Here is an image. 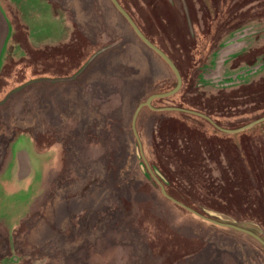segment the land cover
<instances>
[{
  "label": "rangeland",
  "instance_id": "1",
  "mask_svg": "<svg viewBox=\"0 0 264 264\" xmlns=\"http://www.w3.org/2000/svg\"><path fill=\"white\" fill-rule=\"evenodd\" d=\"M57 1L60 9H70L71 41L11 58L0 78V99L34 75L67 81L93 56L102 70L98 86L83 85L90 65L64 82L78 84L67 88L73 90L71 103L58 102L71 106L78 128L39 136L40 148L57 145L59 151L38 188L48 187L45 194L32 200L24 194L37 195L42 169L20 195L21 210L34 208L15 235L35 249V257H28L37 264H264V251L252 239L178 207L145 176L148 166L156 167L176 200L264 238V122L238 134L217 128L239 130L264 118V66L257 70L264 64V0H118L183 77L181 91L153 107L199 112L215 123L143 109L137 131L148 166L133 131L134 115L151 96L175 88L174 72L111 0ZM107 83L113 87L106 93ZM99 87L102 98L117 94V102L105 103L104 110V102H94ZM45 104L38 110L48 114ZM56 113L52 125L61 130L63 114ZM6 169L0 168V177ZM2 188L0 183V197ZM13 190L8 183L4 191Z\"/></svg>",
  "mask_w": 264,
  "mask_h": 264
},
{
  "label": "crops",
  "instance_id": "2",
  "mask_svg": "<svg viewBox=\"0 0 264 264\" xmlns=\"http://www.w3.org/2000/svg\"><path fill=\"white\" fill-rule=\"evenodd\" d=\"M60 7L62 5L57 0H0V76L11 55L5 49V43L9 37L10 43L18 42V49L14 54L19 59L24 56L29 57L32 53L36 54L63 47L71 41L74 23L69 16L70 9H67L68 6L61 9ZM92 58L95 59L94 56ZM92 58L85 61L83 66L73 72L70 78H67L69 75L66 76L67 81L64 82L72 80L86 65H90L88 71L86 70L87 73L82 77L83 85L95 82L94 85L98 86L100 83L97 81V76L102 69H97L98 66L93 63ZM44 77L47 76L43 75L42 78L37 76L32 84H26L21 91L8 97L7 101L0 107V168H7L4 175L0 177V183L4 184L0 197L3 214L0 216L8 221L6 223L0 217V231H2L0 234V264H26L23 261L24 258L34 259L32 263L37 264V258L28 257V255L35 257V249H29L25 241L15 237L18 230L24 225L22 224L23 218L25 216L30 218L34 211L30 203V206L29 204L27 206H29V210L32 209L31 211L21 210L24 198L20 195L26 188L25 185L29 182L34 183L36 173L38 176L43 169V175L37 180L38 189L45 179L47 169L52 166L55 167L57 164L59 147L54 145L40 148L39 136L57 133L69 134L79 126V122L70 114L72 112L71 106L61 107L58 104L61 99H63L61 103L64 102V99H67V103L73 101V90L67 91V88H70L68 86H73L69 84L73 83L58 82L53 76ZM77 86L78 84L73 88ZM99 89L103 95L100 90L96 91L97 94L92 92L95 93L93 95L95 103L104 102L101 105L103 110L105 103L115 104L117 102L115 99L117 94L111 93L107 98H102L101 96H105V89L103 90L101 87ZM37 92H44L45 97L43 98L40 94L37 95ZM80 92L81 89L78 90L77 94L80 95ZM59 94L64 96L59 97ZM37 100H41L42 104H37ZM45 103H49L48 114L38 110L39 108L42 110V107L47 105ZM58 110L63 114V116L60 115V118L63 119L60 121L63 123L61 130H57V127L52 125V122L56 118L58 119L56 113ZM44 117H47L51 123ZM8 183H11L14 189L11 192L4 191ZM47 189L48 187L45 191L38 189L37 195L34 194L30 197L29 194H24L29 200L36 198V196L39 199ZM25 201L27 202V200ZM17 202L19 204L16 205ZM19 212L21 213L20 217H18ZM14 217L18 219H14ZM10 221L20 222L11 223Z\"/></svg>",
  "mask_w": 264,
  "mask_h": 264
},
{
  "label": "water",
  "instance_id": "3",
  "mask_svg": "<svg viewBox=\"0 0 264 264\" xmlns=\"http://www.w3.org/2000/svg\"><path fill=\"white\" fill-rule=\"evenodd\" d=\"M111 1L114 4V6L116 7V9L126 18L128 23L131 25V27L133 28L135 33L138 35V37L143 41V43L147 47H149L151 50H153L156 54H158L168 64V66L175 73L177 81H178V84H177L175 89H173L170 92L164 93V94H156V95L151 96L145 103H142L137 108V110L135 112L134 119H133V131H134L135 137H136V139L138 141V144L140 146V150L142 152V156H143L144 161H145V157L143 155V146H142L141 139H140L138 131H137V120H138V117H139V115H140V113H141V111L143 109L150 108L151 110L156 111V112H162V111L182 112V113H187V114L194 115V116L203 118L205 120H208L209 122H211L214 125H215V123L211 120V118H209V117H207V116H205V115H203L201 113L195 112V111L181 109V108L156 109V108L153 107V102L154 101L159 100V99H169V98H172L175 95H177L181 91V89L183 87V77L181 75L180 70L178 69V67L176 66L174 61L170 58V56L167 55L163 50H161L157 45H155L149 38H147V36L139 28L137 23L134 21V19L131 17V15L125 10V8L120 4V2L118 0H111ZM263 122H264V118L260 119L259 121L255 122V123H253L251 125H248V126L242 128V129L234 130V131L225 130V129L217 127V126L216 127L221 132H224V133H227V134H238V133L243 132L245 130L251 129L255 125H259V124H261ZM145 163H146V161H145ZM146 164L148 166V163H146ZM148 169H149V172L152 175V177L156 180V182L161 187L163 195L169 201L177 204L178 206H181L182 208L186 209L187 211L191 212L192 214L202 218L203 220H205V221H207L209 223H212L214 225H217V226H220V227H223V228H229V229L244 233L246 235H249V236L253 237L255 240H257L262 246H264V239L261 238V236H259L258 234L254 233L251 228L246 227V226L239 227V226H236L235 224H228V223H225V222H218L216 220L210 219L208 217H205V216L199 214L198 212H196L193 209L187 207L183 203L177 201L176 199H174L173 197H171L168 194L164 184L156 176V174L154 173V170L150 166H148Z\"/></svg>",
  "mask_w": 264,
  "mask_h": 264
},
{
  "label": "flooded vegetation",
  "instance_id": "4",
  "mask_svg": "<svg viewBox=\"0 0 264 264\" xmlns=\"http://www.w3.org/2000/svg\"><path fill=\"white\" fill-rule=\"evenodd\" d=\"M16 42V43H15ZM11 44V45H10ZM5 49H7V51H9L10 53H11V55H10V58H9V61L7 62V65L5 66V69L3 70V72H2V74H1V76H0V78L3 76V73L5 72V70H6V68L8 67V65L10 64V59L11 58H14V59H19L14 53L17 51V49H18V42L17 41H14V42H12V43H10V37L9 38H7V41H6V43H5ZM30 57V56H29ZM22 59V58H21ZM21 59H19V60H21ZM261 66H259L258 68H257V70H258V72H260L261 70H262V67L264 66V64H260ZM264 69V68H263ZM35 77H33V80H32V82H29V83H27V85H29V84H32L36 79H37V75H34ZM26 84H24L23 86H20V88H18V89H14V90H12V91H10L8 94H6V97H4L1 101H0V104H3V103H5L6 101H7V99H8V97H10V96H12V95H15L17 92H19V91H21L22 89H23V87L25 86ZM253 231V230H252ZM262 238V237H261Z\"/></svg>",
  "mask_w": 264,
  "mask_h": 264
},
{
  "label": "trees",
  "instance_id": "5",
  "mask_svg": "<svg viewBox=\"0 0 264 264\" xmlns=\"http://www.w3.org/2000/svg\"><path fill=\"white\" fill-rule=\"evenodd\" d=\"M122 15V14H121ZM143 42V41H142ZM166 63V62H165ZM167 64V63H166ZM168 65V64H167ZM171 69V68H170ZM172 70V69H171ZM175 74V73H174ZM176 76V75H175ZM177 84H178V81L176 82V85H175V88H176V86H177ZM104 86H106V87H104V89H105V91L106 92H110V90L112 91V84L111 85H108V83L107 84H104ZM108 88H110V90L108 89ZM174 88V89H175ZM173 98V97H172ZM169 99H171V98H169ZM159 100H162V99H159ZM165 100V99H164ZM157 101V100H156ZM155 102V101H154ZM153 102V103H154ZM182 109V108H181ZM168 112H172V111H168ZM199 113V112H198ZM185 114H187V113H185ZM188 115H190V114H188ZM194 116V115H193ZM197 117V116H196ZM138 142V141H137ZM153 170L154 171H156L157 172V168L156 167H153ZM146 178L149 180V181H153V182H155V184L156 185H158L159 186V184L156 182V180H154L153 179V177H152V175L150 174V173H147L146 175ZM161 188V187H160ZM167 190V189H166ZM161 192H162V189H161ZM163 194V193H162ZM169 194V193H168ZM170 195V194H169ZM171 196V195H170ZM165 197V196H164ZM172 197V196H171ZM167 199V198H166ZM175 199V198H174ZM168 200V199H167ZM169 201V200H168ZM178 201V200H177ZM171 202V201H170ZM180 202V201H179ZM173 203V202H172ZM182 203V202H181ZM175 204V203H174ZM184 204V203H183ZM175 205H177V204H175ZM184 205H186V204H184ZM178 206V205H177ZM187 206V205H186ZM178 207H180V208H182L181 206H178ZM187 207H189V208H191L190 206H187ZM182 209H184V208H182ZM191 209H193V208H191ZM185 211H187L186 209H184ZM194 211H196V212H198L197 210H195V209H193ZM187 212H189V211H187ZM189 213H191V212H189ZM199 214H201V215H203V216H205V217H208V218H210V219H213V220H216V221H218V222H220V220L219 219H217V218H213V217H210V216H208V215H206L204 212H198ZM192 214V213H191ZM194 215V214H193ZM196 216V215H195ZM216 226V225H215ZM234 232H236V233H238V234H242V235H245V236H247V237H249L250 239H252L254 242H256V244L260 247V248H262L263 249V251H264V246H262L257 240H255L253 237H251V236H249V235H246V234H244V233H241V232H237V231H234ZM254 233H256V234H258L256 231H253ZM259 235V234H258ZM260 236V235H259ZM262 237V236H261ZM263 238V237H262ZM264 239V238H263Z\"/></svg>",
  "mask_w": 264,
  "mask_h": 264
}]
</instances>
